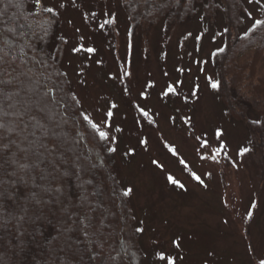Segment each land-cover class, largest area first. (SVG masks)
I'll use <instances>...</instances> for the list:
<instances>
[{
    "label": "rangeland",
    "instance_id": "1",
    "mask_svg": "<svg viewBox=\"0 0 264 264\" xmlns=\"http://www.w3.org/2000/svg\"><path fill=\"white\" fill-rule=\"evenodd\" d=\"M48 6L56 9L61 65L72 91L85 115L108 132L117 175L131 189L143 264H169V258L261 264L264 157L248 125L227 112L212 87L226 15L219 13L215 26L196 16L133 28L122 0H50ZM244 6L241 34L263 17L264 0ZM169 86L174 91L165 95ZM249 114L262 124L264 152V101Z\"/></svg>",
    "mask_w": 264,
    "mask_h": 264
},
{
    "label": "trees",
    "instance_id": "2",
    "mask_svg": "<svg viewBox=\"0 0 264 264\" xmlns=\"http://www.w3.org/2000/svg\"><path fill=\"white\" fill-rule=\"evenodd\" d=\"M122 2L133 28L140 24L157 26L162 20L169 25H176L190 22L196 16L203 17L215 26L217 15H226V40L222 51L220 49L214 55L218 82L215 92L224 102L227 112L238 116L248 125L255 139V147L264 157L262 124L249 114L254 104L259 106L264 101V24L255 29L250 26L241 34L240 26L244 23L243 15L246 13L244 0ZM22 4L20 9H11L10 14L18 12L22 23H39L48 27L49 36L45 47L48 53L55 56V59L49 60V72L53 73V80L62 84L64 91L60 95L66 93L68 103L72 106V110L67 113L68 123L62 129L68 133L72 149L67 154L69 162L62 166V170L73 173L65 188L71 199L61 197L67 210L59 213L66 221V226L72 228L69 233L72 247L67 252L61 249L64 237L57 239V232L52 225L42 223L41 235L33 232L34 225L22 222L18 230L16 222L7 221L5 217L0 219V264H143L145 252L140 231H137L139 227L130 201L131 192L124 194L127 189L122 186L117 175L114 151L108 150L112 147L107 139L100 138L101 130L94 129L83 119L85 113L62 68L60 49L63 38L56 34L57 14L42 13L40 8L32 7L31 0H22ZM0 7L3 5L0 4ZM24 18H27L26 21ZM260 20L264 21V15ZM77 159L83 169L78 173L79 178L73 163ZM36 175L39 177L40 173ZM51 183L55 188L59 181ZM81 192L87 197L86 200L81 197Z\"/></svg>",
    "mask_w": 264,
    "mask_h": 264
},
{
    "label": "snow or ice",
    "instance_id": "3",
    "mask_svg": "<svg viewBox=\"0 0 264 264\" xmlns=\"http://www.w3.org/2000/svg\"><path fill=\"white\" fill-rule=\"evenodd\" d=\"M31 3L33 8L39 5L42 13L56 11L54 7L48 6L50 0H31ZM0 4L3 5L0 7V219L6 217L7 221H15L18 230L22 222H27L35 226L33 232L41 235L42 223L52 225L57 232V239L64 237L61 249L67 252L72 247V236L69 235L72 228L66 226V221L59 213L67 210L61 197L71 199L65 188L73 173L62 170V166L69 162L67 154L72 149L68 133L62 129L68 123L67 113L72 110V106L68 103L66 93L60 95L64 91L62 84L53 80V73L49 72V60L55 59V56L48 53L45 47L49 36L48 27L39 23H22L18 12L10 14L11 9L23 6L22 0H0ZM59 7L63 8L64 4L61 3ZM24 19L26 21L27 18ZM261 24L264 21L255 19L251 28L255 29ZM81 47H73L72 51L79 52ZM87 51L95 52V48L89 47ZM212 87H218V82H214ZM173 91L174 88L169 86L165 95ZM140 110L143 115H148L143 109ZM112 115L109 110L107 116ZM83 119L94 129L99 128L87 115H83ZM99 136L108 139V132L100 131ZM141 143H146V140ZM108 150L115 151L114 148ZM73 163L79 178L82 166L78 159ZM37 172L40 173L39 177ZM57 180L59 183L53 188L51 182ZM169 180H172L171 176ZM172 182L177 183L175 180ZM130 192L131 189H128L124 194ZM80 195L87 199L83 192ZM169 264H173L171 258Z\"/></svg>",
    "mask_w": 264,
    "mask_h": 264
}]
</instances>
